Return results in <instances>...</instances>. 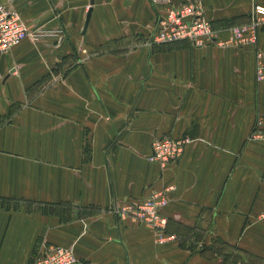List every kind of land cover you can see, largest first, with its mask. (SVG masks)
Segmentation results:
<instances>
[{
	"label": "crops",
	"instance_id": "obj_1",
	"mask_svg": "<svg viewBox=\"0 0 264 264\" xmlns=\"http://www.w3.org/2000/svg\"><path fill=\"white\" fill-rule=\"evenodd\" d=\"M59 1L0 4L32 31L55 25L49 5ZM96 3L86 0L76 31L96 55L81 60L47 34L0 57V264H31L47 244L70 249L75 264H264V139L252 136H264V81L254 80L264 26L254 46L226 41L264 0H201L215 43L153 49L149 0H116L107 23ZM110 39L115 50L102 47ZM159 136L190 140L162 170L145 160ZM163 187L175 240L158 245L117 209Z\"/></svg>",
	"mask_w": 264,
	"mask_h": 264
},
{
	"label": "built area",
	"instance_id": "obj_2",
	"mask_svg": "<svg viewBox=\"0 0 264 264\" xmlns=\"http://www.w3.org/2000/svg\"><path fill=\"white\" fill-rule=\"evenodd\" d=\"M151 6L159 7L158 17L153 30L148 34L144 46L150 49L158 43H172L186 41L190 47L204 48L215 43L214 32L209 21L204 17L201 0H178L173 5L171 0H149ZM264 26V7L254 5L249 13L248 21L241 25H231L227 31V43L237 47L254 46L257 35ZM48 33L29 31L18 12L9 5L0 4V57L9 52L23 40L36 41ZM255 82L264 81V59L255 55L254 62ZM260 122H256L258 127ZM252 136L264 139L254 131ZM190 143L187 138H172L159 136L154 138L145 160L156 165L160 170L174 164L181 157L183 149ZM172 187H163L151 191L138 203L119 208L117 211L126 212L134 223L151 230L154 234V243L161 245L174 241L173 235L165 233L166 219L161 209L168 202V192ZM257 220L264 222V208L257 216ZM76 258L70 249L57 245H41L31 264H75Z\"/></svg>",
	"mask_w": 264,
	"mask_h": 264
},
{
	"label": "rangeland",
	"instance_id": "obj_3",
	"mask_svg": "<svg viewBox=\"0 0 264 264\" xmlns=\"http://www.w3.org/2000/svg\"><path fill=\"white\" fill-rule=\"evenodd\" d=\"M62 1V2H61ZM110 0H97L96 6H95V12L94 17L98 20H103L104 23H107L109 18V11L108 8H112V16L114 18L117 17V6H114L116 0H112V2H109ZM130 2V1H127ZM62 5V13H57V6ZM57 6H54L52 2L49 5V14L53 20H55V25L53 26H42L38 25L36 27L32 28V31L36 33H48L50 35H55L57 38L71 42L72 48L79 52L81 60H84L85 58H90V55H96L97 53H89V43L86 40V37L80 38L77 36V28L80 23V18L82 16V13L84 12L86 8V0H60ZM112 5V7H111ZM157 10L162 13V9L157 7ZM64 21V22H63ZM110 22V21H109ZM112 27H115L114 29H118V24L112 25ZM96 25H93V30L95 29ZM101 31L100 27L96 28V32L99 33ZM111 33V32H110ZM108 35V34H106ZM148 37V35H147ZM147 37L144 39V43L147 39ZM88 39V38H87ZM118 41H111L107 40L105 43H103V48L105 50H115V47L117 46ZM184 44L187 45L186 41H175L172 43H158L151 46V49L156 47H162L167 48L170 45L173 44ZM115 46V47H113ZM67 49V48H66ZM102 51V49H100ZM71 59V58H70ZM64 60V57H63ZM67 66L75 65V62L69 61ZM153 139V138H152Z\"/></svg>",
	"mask_w": 264,
	"mask_h": 264
},
{
	"label": "water",
	"instance_id": "obj_4",
	"mask_svg": "<svg viewBox=\"0 0 264 264\" xmlns=\"http://www.w3.org/2000/svg\"><path fill=\"white\" fill-rule=\"evenodd\" d=\"M89 5H92V0H89ZM89 15H90V9H88L86 14H85L83 25H82V28H81V31H80L81 35H83V33L85 31L86 25H87L88 20H89Z\"/></svg>",
	"mask_w": 264,
	"mask_h": 264
},
{
	"label": "trees",
	"instance_id": "obj_5",
	"mask_svg": "<svg viewBox=\"0 0 264 264\" xmlns=\"http://www.w3.org/2000/svg\"><path fill=\"white\" fill-rule=\"evenodd\" d=\"M46 211H49L50 213H58V211L57 210H54V208L47 209Z\"/></svg>",
	"mask_w": 264,
	"mask_h": 264
}]
</instances>
